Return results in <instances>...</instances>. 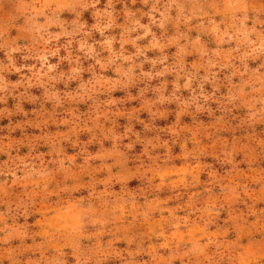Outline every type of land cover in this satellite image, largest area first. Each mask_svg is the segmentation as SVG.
Instances as JSON below:
<instances>
[{"label": "rangeland", "instance_id": "obj_1", "mask_svg": "<svg viewBox=\"0 0 264 264\" xmlns=\"http://www.w3.org/2000/svg\"><path fill=\"white\" fill-rule=\"evenodd\" d=\"M154 2L146 6L142 0H112L116 29L110 35L119 38L121 30L125 34V46L117 44L116 54L132 55L155 45L160 51L148 56L167 59L170 69L180 61L190 72L211 71L202 54L211 52L215 38L197 20L178 24L174 11L164 31L152 27L151 36L132 45L125 17L135 14L148 25L145 13ZM91 3L0 0V43L31 46L28 26L34 13L62 12L65 23L78 20L88 29L103 27L94 17L107 0L96 8ZM202 3L209 10L206 17L218 23L224 17L222 23L231 26L225 0ZM248 5L264 20V0H248ZM186 41H192L191 46ZM89 42L96 43L105 60L98 34L93 32ZM37 49L48 50L42 42ZM220 55L234 62L240 53L226 49ZM77 57L81 54L74 43L70 53L61 50L52 63L63 74L77 66ZM14 60L17 66L23 63L19 55ZM262 62L264 57L251 62V70ZM79 64L85 74L77 81L87 86L99 77L100 94H77L76 81L67 88L56 84L63 100L58 106L46 103L40 83L34 88L24 84L22 77L30 73L12 72L0 51V76L16 93L15 98L0 97V264H78L81 251L91 257L87 264H264V117L249 125L247 110L239 102L226 112L212 103L213 116L190 111L187 91L173 97L180 107H153L154 97L143 94L144 85L151 89L165 83L171 91L173 77L153 82L138 78L126 92L115 91L123 82H117L111 65L105 63L101 72L93 61L81 57ZM141 67L147 72L150 65ZM226 72L217 81L220 92L215 99L221 105L227 88L244 86L239 78L226 80ZM258 75L264 76V67ZM205 90L211 91V86ZM251 95L247 90L241 94L245 104ZM108 99L114 107L105 106ZM125 145L134 147L127 150ZM33 167L41 174H22ZM88 215L104 227L85 226ZM190 246L202 252L193 256Z\"/></svg>", "mask_w": 264, "mask_h": 264}, {"label": "clouds", "instance_id": "obj_2", "mask_svg": "<svg viewBox=\"0 0 264 264\" xmlns=\"http://www.w3.org/2000/svg\"><path fill=\"white\" fill-rule=\"evenodd\" d=\"M99 2L100 0H92L90 7L96 8ZM142 3L147 6L150 4V0H142ZM224 6L228 9V14L232 18L230 27L222 23L224 17H219L221 23H218L213 17H206V13L209 10L203 7L202 0H155L151 4L149 12L145 13L149 21L148 25L136 19L135 14L125 17L129 23L126 35L133 46L138 41L151 36L152 27H157L161 31H164L170 23L173 11L176 13L175 21L178 24H186L192 20L199 21V26L205 30V33H211L215 38V47L211 52L202 54L205 63L211 71L201 70L197 72L196 70H192L190 72L188 66L180 61L176 62L175 68L170 69L167 59L154 61L148 56L149 52L160 51L159 47L155 45L147 49H138L132 55H124L122 52L116 54L115 46L117 44H119L121 49L125 46V34L121 30L119 38L110 35L116 29L112 0H107L99 16L94 17V23L97 25L102 24L103 27L88 29L85 24L78 20L65 23L61 20L63 16L62 12L34 13L30 18L28 26V31L33 35L31 46L25 45L21 47L19 42H13L11 45L5 47L4 44L0 43V51L4 52L7 63L12 65V72L17 74L21 72L30 73L29 76L22 77L24 84L32 88L36 87L37 83L41 84L42 94L45 96L46 103L52 104L55 102L58 106H62L63 100L60 94L55 91L54 86L63 83L65 88H67L73 81L78 82L76 77L85 74L79 64V60L82 57L85 61H93L101 72L105 71V63L113 67V73L117 82H123L120 83L115 91L121 90L126 92L128 85L138 78L149 79L150 82H153L164 81L169 76L173 77L171 91H168L169 85L165 83H161L159 86L151 89H148V86L144 85L146 91L143 94L147 95L151 93L154 97L153 107L156 105L172 104L180 107V103H177V100L173 99V97L184 95V92L187 91L189 93L187 96L192 101L188 106L190 111H197L199 114L206 113L209 116H213L215 113L210 111L212 103H216L218 109L226 112L236 108L239 102L247 110L249 125H254L261 117H264V76L258 75L260 67H264V62L260 63L255 70H251L250 66L251 62H256L261 57H264V20L260 19L261 13L249 10L248 0H225ZM157 15H159V19H157ZM41 17L43 18V23L39 22ZM205 18H207L206 24L204 23ZM53 28L58 29V31H51ZM93 32L96 35L98 34L100 38L101 43L99 47L107 53V57L103 61L100 59L101 53L96 50V43L89 42V38ZM3 35V33H0V37H3ZM177 36L179 39H183L182 33H177ZM62 38L66 40V43L59 45L58 42ZM199 39L200 34L197 35V40ZM41 42L48 50L41 51L37 49V45ZM74 43L76 44V50L81 54V57L76 58L77 66L71 68L67 73H58L56 69L59 65L52 63L53 58H58L61 50L65 51L66 54L70 53ZM186 44L191 46L192 41H186ZM226 49L240 53L234 62L231 59L227 61L223 60L220 52ZM18 55L23 61L19 66H17L14 60V57ZM28 61H32L33 63L29 64L27 63ZM137 61L140 63L138 64ZM37 64L39 65L38 69L36 68ZM143 64L150 65L147 72L141 67ZM235 64L241 66L239 71L236 70ZM157 67L159 70H157ZM137 70L140 72V77H137ZM225 70H227L226 80L231 83L236 81V78H239V81L244 86L236 85L232 88H227L223 96L224 104L221 105L215 97L220 92L217 81L220 74L225 72ZM90 77H92V73H90ZM243 77H247V82L243 81ZM93 80H95V84H93ZM93 80H89L87 86H83L78 82L77 94H83L89 98L92 94H100L98 87L100 78L93 77ZM45 84L51 87L45 90L43 88ZM206 85L211 86V91L205 90ZM10 88L11 85L4 83L3 77L0 76V97L7 94L10 98H15L16 93L10 92ZM246 90L254 94L250 96V102L247 104L241 99V94ZM141 95L138 89L137 96ZM105 106L111 108L115 105L111 99H108L105 102ZM201 109H203L202 112L200 111ZM148 114L151 117L152 113L149 112ZM145 130L152 131V129L146 127ZM171 135L172 133H169V136ZM111 143H115V140L111 141ZM133 147L132 145H125L127 150H131ZM164 150L165 152L167 151L166 148ZM200 156L201 158L203 157L202 154ZM13 164L19 167L18 163L13 162ZM22 174L32 176L33 174L40 175L41 173L37 172L35 167H33L30 171ZM83 219L85 226L89 228L104 227L103 224L96 222L95 217L92 215L85 216ZM200 252H202V249L190 246V253L193 256L198 255ZM90 258L87 252L81 251L78 264H87V260Z\"/></svg>", "mask_w": 264, "mask_h": 264}]
</instances>
